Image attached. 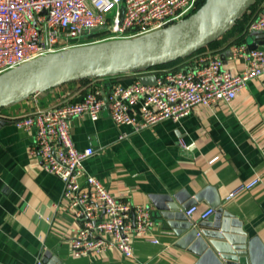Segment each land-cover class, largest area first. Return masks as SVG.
I'll list each match as a JSON object with an SVG mask.
<instances>
[{
  "label": "crops",
  "instance_id": "1",
  "mask_svg": "<svg viewBox=\"0 0 264 264\" xmlns=\"http://www.w3.org/2000/svg\"><path fill=\"white\" fill-rule=\"evenodd\" d=\"M263 11L264 0H256L240 18L241 29L232 31L237 21L180 61L148 69L147 76L191 70L201 56L209 53L221 57L225 70L243 71L245 62L233 57L231 47L236 41L248 48L252 45L249 24ZM133 79L130 72L88 78L86 84L71 81L0 106V120L4 122L0 124V264H37L39 259L45 264L46 253H51L48 261L58 259L62 264H197L196 255L178 247L181 237L162 217L152 197L175 196L182 191L194 197L209 188L220 196L224 210L241 221L248 237H259L264 243L262 76L250 81L230 103L213 110L197 107L179 122L167 120L139 131L132 125L115 124L107 112L97 121L73 118L71 136L77 149L95 150L84 162L85 174L101 179L118 199L147 207L154 223L148 237L134 240L133 258L117 248L102 257L74 256L71 243L79 224L63 206L64 183L47 172L33 153L35 131L18 129L12 118L37 107L80 101L91 87L106 92L114 82L128 85ZM181 140L193 147L185 149ZM256 176L262 179L258 187L226 200L230 191ZM81 182L85 183L84 177ZM210 194L213 196V191ZM196 206L200 211L211 208L206 200ZM199 218L197 213L191 221L200 222Z\"/></svg>",
  "mask_w": 264,
  "mask_h": 264
},
{
  "label": "built area",
  "instance_id": "2",
  "mask_svg": "<svg viewBox=\"0 0 264 264\" xmlns=\"http://www.w3.org/2000/svg\"><path fill=\"white\" fill-rule=\"evenodd\" d=\"M200 1L0 0V76L70 49L162 31L196 13ZM99 27H105L99 36L85 33ZM249 31L264 33V11L250 23ZM231 52L245 62L243 71L225 70L221 57L209 53L201 56L191 70L155 76L154 84L141 81L148 70L135 71L128 85L114 82L106 92L91 87L80 101L37 107L12 118L18 129L35 131L33 153L47 172L64 183L62 205L79 224L71 243L74 256L102 257L117 248L133 258L134 240L148 237L154 223L147 207L118 199L101 179L85 174L84 162L95 150L77 149L71 136V120L88 117L97 121L107 112L115 124L132 125L139 131L167 120L179 122L197 107L216 109L233 101L250 81L264 76V50H250L241 44L232 46ZM180 144L187 150L193 147L183 140ZM261 183L260 176L245 181L230 191L226 200L250 192ZM197 213L203 221L216 210L200 211L193 206L186 216L191 220ZM151 241L158 243L156 239ZM37 264H42L40 259Z\"/></svg>",
  "mask_w": 264,
  "mask_h": 264
},
{
  "label": "water",
  "instance_id": "3",
  "mask_svg": "<svg viewBox=\"0 0 264 264\" xmlns=\"http://www.w3.org/2000/svg\"><path fill=\"white\" fill-rule=\"evenodd\" d=\"M255 1L206 0L196 13L162 31L132 40L70 49L28 63L0 76V106L71 81L144 71L187 57L230 29ZM124 13L125 7L122 16ZM104 29L99 27L85 33L93 35ZM251 36L254 41L249 49L264 50V33L252 32ZM141 81L154 84L156 79L142 76ZM152 199L162 217L170 221L181 237L178 247L196 255L197 264H264V243L259 237H248L241 221L224 210L214 190L209 188L194 197L182 191L175 196ZM203 200L216 213L213 218L194 223L185 212ZM50 254L46 253L43 263L62 264L58 259L48 261Z\"/></svg>",
  "mask_w": 264,
  "mask_h": 264
},
{
  "label": "trees",
  "instance_id": "4",
  "mask_svg": "<svg viewBox=\"0 0 264 264\" xmlns=\"http://www.w3.org/2000/svg\"><path fill=\"white\" fill-rule=\"evenodd\" d=\"M205 2H206V0H201L200 1V3H199V7H198V9L199 8H201L204 4H205ZM241 24V19L240 20H238V22H237V25L235 26V27H233L232 28V31L233 30H237V29H241L240 27H238L239 25ZM250 25V24H249ZM104 32H99V33H96V34H93V35H91L90 37H95V36H99V35H101V34H103ZM242 37H244V36H242ZM235 44L237 45H241L242 44V41H236L235 42ZM234 44V45H235ZM181 59H178V61H180ZM163 66H166V64H164V65H160V66H156L155 68H160V67H163ZM88 79V78H87ZM87 79H82V80H80L79 82L80 83H83V84H86L87 82ZM93 88H95V87H93Z\"/></svg>",
  "mask_w": 264,
  "mask_h": 264
},
{
  "label": "rangeland",
  "instance_id": "5",
  "mask_svg": "<svg viewBox=\"0 0 264 264\" xmlns=\"http://www.w3.org/2000/svg\"><path fill=\"white\" fill-rule=\"evenodd\" d=\"M176 70V69H175Z\"/></svg>",
  "mask_w": 264,
  "mask_h": 264
}]
</instances>
